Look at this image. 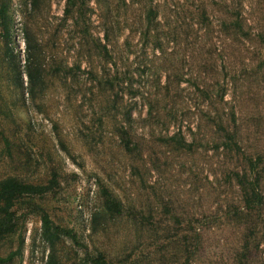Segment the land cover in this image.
Returning <instances> with one entry per match:
<instances>
[{
  "label": "rangeland",
  "instance_id": "374dc122",
  "mask_svg": "<svg viewBox=\"0 0 264 264\" xmlns=\"http://www.w3.org/2000/svg\"><path fill=\"white\" fill-rule=\"evenodd\" d=\"M2 1L13 52L0 26V179L59 178L17 205L5 264L52 251L59 264H90L86 251L113 264H264V201L247 208L241 184L261 156L264 196V0ZM25 30L41 46L35 98ZM104 187L121 214L104 212ZM36 205L83 245H48Z\"/></svg>",
  "mask_w": 264,
  "mask_h": 264
},
{
  "label": "trees",
  "instance_id": "16d2710c",
  "mask_svg": "<svg viewBox=\"0 0 264 264\" xmlns=\"http://www.w3.org/2000/svg\"><path fill=\"white\" fill-rule=\"evenodd\" d=\"M41 0H33L32 6L39 5ZM11 16L9 14V6L6 1L0 2V26L2 27V36L6 40L8 49L13 52L11 43L13 41V34L11 30ZM25 65L24 72L28 76V86L26 89L30 92L31 96L35 98L38 92L44 88V68L40 62L41 46L37 40L25 30ZM108 51V49L106 48ZM23 85V80L22 84ZM24 87V85H23ZM229 138L234 140V135H231L229 131ZM228 145V144H227ZM229 147V145H228ZM262 160L261 156H258L257 161L253 162L251 159L252 171L257 174L248 187L245 185V181H241L244 187V201L247 208H254L257 205H261L264 201V196L258 189L260 186V180L258 179L257 166ZM247 176V174H246ZM59 185L58 173L54 172L52 177L46 183L33 182L21 179L17 176H6L0 179V239L10 236L17 232L18 217L17 205L25 197L42 196L48 192L53 191L56 186ZM103 207L104 212L109 214H121L124 211V205L108 188L104 187L102 190ZM38 212L41 218V235L43 240L54 247L55 244L62 241L65 238L70 239L72 242L83 245L79 240L78 233L71 227L64 226L53 220L50 213L42 206L36 205L33 207ZM100 215L95 214L94 220L99 223ZM18 252L10 253L7 256H0V264H5L11 261ZM86 260L90 264H113L106 257L99 253L92 255L89 251H86ZM46 264H59L54 251H52L46 261ZM86 264V263H85Z\"/></svg>",
  "mask_w": 264,
  "mask_h": 264
}]
</instances>
